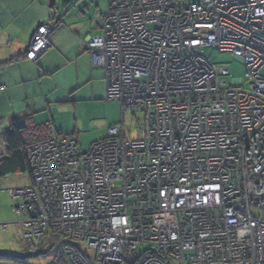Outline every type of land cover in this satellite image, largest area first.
<instances>
[{
    "label": "built area",
    "instance_id": "built-area-1",
    "mask_svg": "<svg viewBox=\"0 0 264 264\" xmlns=\"http://www.w3.org/2000/svg\"><path fill=\"white\" fill-rule=\"evenodd\" d=\"M58 30L39 26L26 58ZM84 47L142 134L28 147L32 183L9 190L22 241L83 245L55 244L68 264H264V0H114ZM206 49L241 57L246 89Z\"/></svg>",
    "mask_w": 264,
    "mask_h": 264
},
{
    "label": "rangeland",
    "instance_id": "rangeland-1",
    "mask_svg": "<svg viewBox=\"0 0 264 264\" xmlns=\"http://www.w3.org/2000/svg\"><path fill=\"white\" fill-rule=\"evenodd\" d=\"M112 1L114 0H51V4H54L52 14L62 16L67 26L74 18L75 22L86 25L90 35H94L96 32L93 26L102 24L100 14ZM2 2L3 0H0V4ZM29 11L32 13L34 7L29 8ZM49 51L50 49L40 63L44 67L38 70L40 74L37 76L41 80L37 81H41L42 87L46 89L48 103H52L48 104L45 112L37 115L34 124H29L32 135L39 139L58 138L60 134L71 137L78 143L81 153H87L93 144L107 138L108 129L115 126H123L127 139H140L144 113L128 111L122 114L120 103L106 98L104 85L99 82L92 86L85 85L86 79L81 78H87L88 75L85 74L86 70L82 64L70 63L57 69V57L51 56ZM204 58L216 69L223 68L228 71V85L238 86L242 83V87L246 89V68L241 57L206 49ZM45 69L46 75L43 73ZM262 74L264 75V71ZM39 93L41 95L43 92ZM253 216L264 219V212H253ZM18 235L20 237V231ZM58 241L62 246L70 245L84 249L78 242L49 237L35 242L36 248L30 249L24 241L16 238L9 239V242L4 239L0 245V254H7V258L2 257L5 264H50L62 257V252L55 248ZM89 256L91 257V254Z\"/></svg>",
    "mask_w": 264,
    "mask_h": 264
},
{
    "label": "crops",
    "instance_id": "crops-1",
    "mask_svg": "<svg viewBox=\"0 0 264 264\" xmlns=\"http://www.w3.org/2000/svg\"><path fill=\"white\" fill-rule=\"evenodd\" d=\"M31 7H34L32 13L29 11ZM53 9L51 0H3L0 4V159L7 155L3 136L4 132L10 129L12 121L16 120L22 125L34 124L37 115L45 112L48 104L52 103H48L46 89L42 87L41 81H37L40 79L37 76L40 74L38 70L44 67L40 63L48 49L51 56L57 57V69L70 63H80L88 75L87 78H81L86 79L85 85L92 86L99 82L105 86L106 91L104 72L92 67L90 54L84 47L87 37L101 34L102 24L93 26L96 34L90 35L86 25L77 23L72 18V23L67 26L62 16L52 14ZM105 11L106 8L100 14L101 20ZM58 18L61 20L60 27L51 38L49 48L37 59L28 60L26 52L36 29ZM43 71L46 75V69ZM39 91L43 92V95H39ZM27 137L29 142L39 139L32 134ZM31 183L28 172L0 176V245L4 239L8 242L9 239L22 240L18 235L19 224L25 217L15 214L12 208L22 204L23 200L13 199L9 190L29 187ZM2 225L6 228L3 229ZM4 255L7 257V254ZM0 264L5 263L2 260Z\"/></svg>",
    "mask_w": 264,
    "mask_h": 264
},
{
    "label": "trees",
    "instance_id": "trees-1",
    "mask_svg": "<svg viewBox=\"0 0 264 264\" xmlns=\"http://www.w3.org/2000/svg\"><path fill=\"white\" fill-rule=\"evenodd\" d=\"M55 20H57L56 25L60 27L59 23L61 20L59 18L53 19L52 22H55ZM30 134H32V132L30 130L29 123L22 125L16 120H13L10 129L4 132L3 140L7 147V155L0 159V176H5L7 174H14L17 172H28L32 180V173L27 164V156L25 151L32 144L47 139L41 138V139H37V141L29 142L27 136H29ZM57 137H67V136L60 134ZM4 256L6 255L2 256L0 254V261L3 260L2 257ZM12 263H16V262H12ZM50 264H68V263L65 254L62 253V257L58 259V261L55 260Z\"/></svg>",
    "mask_w": 264,
    "mask_h": 264
}]
</instances>
